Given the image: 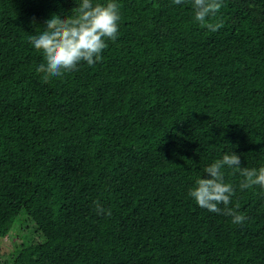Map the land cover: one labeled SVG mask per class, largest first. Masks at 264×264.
<instances>
[{"label":"trees","instance_id":"trees-1","mask_svg":"<svg viewBox=\"0 0 264 264\" xmlns=\"http://www.w3.org/2000/svg\"><path fill=\"white\" fill-rule=\"evenodd\" d=\"M79 2L0 0V239L26 243L0 264H264V189L224 169L240 225L188 196L225 153L264 167V0L216 32L191 0H116L103 59L45 83L29 37Z\"/></svg>","mask_w":264,"mask_h":264},{"label":"clouds","instance_id":"clouds-1","mask_svg":"<svg viewBox=\"0 0 264 264\" xmlns=\"http://www.w3.org/2000/svg\"><path fill=\"white\" fill-rule=\"evenodd\" d=\"M172 2L181 5L185 0ZM75 4L76 7L70 15L61 17L53 14L45 20L43 30L38 35L29 37L33 48L43 57L36 72L41 74L45 83L78 71V65L82 63L91 67L100 62L108 42H115L118 38L121 6L116 0L95 3L93 0H80ZM223 4L224 0H191L194 20L201 27L216 32L223 24L209 22V19L216 16ZM240 165L238 154L225 153L221 159L204 168L202 176L206 175L208 178H197L188 196L199 207L211 213L231 217L234 225L242 224L246 217L238 211L239 205L229 207L236 188L225 182L224 169H231L232 174H239L242 178L239 189L243 191L254 186L264 189V167L242 168ZM94 206L97 215H111V210H106L100 201H94Z\"/></svg>","mask_w":264,"mask_h":264},{"label":"rangeland","instance_id":"rangeland-1","mask_svg":"<svg viewBox=\"0 0 264 264\" xmlns=\"http://www.w3.org/2000/svg\"><path fill=\"white\" fill-rule=\"evenodd\" d=\"M22 221H18L20 224L23 223V218L19 219ZM18 233L16 230H12V233H10L9 236H7L4 239H0V256L2 260H5L7 257H9L11 254L15 251V246H21L26 244L23 240H21L18 237Z\"/></svg>","mask_w":264,"mask_h":264}]
</instances>
